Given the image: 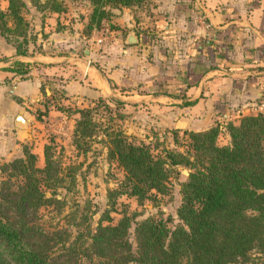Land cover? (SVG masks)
<instances>
[{
  "label": "trees",
  "instance_id": "obj_1",
  "mask_svg": "<svg viewBox=\"0 0 264 264\" xmlns=\"http://www.w3.org/2000/svg\"><path fill=\"white\" fill-rule=\"evenodd\" d=\"M87 1L90 11L82 27L86 35L102 26L110 8L145 0ZM26 2L40 12L64 8V0H6L0 9V35L13 46L14 55L27 54ZM58 73L61 79L82 78L71 66H62ZM0 74L3 81L30 75L27 64L16 59L0 67ZM47 101L42 102L44 109L34 110L36 119L46 114ZM95 101L123 115L146 109L145 103L114 96ZM56 108L78 114L72 142L77 152L86 151L85 137L97 135L100 126L93 106ZM102 129L106 156L120 167L122 179L106 190L108 207L93 227L83 210L63 211L66 201L57 196V189L73 188L74 171L54 153L50 138L42 146L41 166L26 144L21 154L0 164V264H264V108L240 116L238 122L184 130L183 151L164 147L153 152L149 143L133 142L120 129ZM221 129L228 136L223 144L217 142ZM180 164L189 171L179 182L177 222L172 227L168 217L133 220L124 210L112 221L109 212L115 211L116 197L133 196L140 202L165 193L169 170Z\"/></svg>",
  "mask_w": 264,
  "mask_h": 264
},
{
  "label": "crops",
  "instance_id": "obj_2",
  "mask_svg": "<svg viewBox=\"0 0 264 264\" xmlns=\"http://www.w3.org/2000/svg\"><path fill=\"white\" fill-rule=\"evenodd\" d=\"M63 11L35 12L48 19ZM110 11L104 32L88 35L79 29L69 37L64 27L40 20L44 37L35 48L31 38L26 55L12 48L0 59V67L23 61L30 73L0 79V99L8 83L12 93L8 102L0 100V159L21 154L27 142L38 152L32 127L42 120L33 111L44 109L45 98L48 119L66 120L52 102L55 92L75 107L104 96L145 103L137 113L155 133L203 130L264 108V0H145ZM128 33L137 41L128 42ZM64 65L82 78H59ZM17 113L22 126L14 121Z\"/></svg>",
  "mask_w": 264,
  "mask_h": 264
},
{
  "label": "rangeland",
  "instance_id": "obj_3",
  "mask_svg": "<svg viewBox=\"0 0 264 264\" xmlns=\"http://www.w3.org/2000/svg\"><path fill=\"white\" fill-rule=\"evenodd\" d=\"M5 6L6 0H0V9H4ZM78 6L82 7V12L79 11L80 7L78 8ZM63 10V13L65 12L66 14L64 13L62 17L52 14L48 19L47 17L45 19L41 17L43 14L36 13V10L28 2H26V7L24 8V17L28 21L26 37L28 41L31 40V38L34 39L32 43L34 48V44L41 42L42 38L44 37V33L40 29V20L43 22L48 20V24L52 25L53 27H64L67 30V33L71 34L69 37L77 36V30L79 29L82 31V27L87 21L90 6H87L82 0H65ZM102 28L103 26H99L94 30L98 33L104 32L102 31ZM12 48L13 46L9 42H6L0 35V59L8 57ZM10 92L11 87L10 83H8L5 85V88L1 93V102H4V100L8 102L10 100L9 97L12 94ZM51 99L53 100L52 102L55 101L57 103L58 101L59 104L55 103L56 107L67 106L68 108L66 109L71 110L76 105L62 101L57 92L53 93V98ZM87 104V106H93V116L95 119H97L96 121L100 123V126L97 127V135L85 137L84 143L87 146L86 151L80 152L78 150L79 152H77V148L74 147L72 142L74 117H77L78 115L74 111L70 113H67L69 111H64L68 114V116L65 118L66 120H64L59 125L57 124L58 115L51 116L53 120H49L47 114L42 115V125L40 127L33 126L32 133L35 134L33 146L38 150L36 153L37 165L41 166L43 164L42 146L44 143L48 142L50 138L54 147V153L59 156L63 164L73 168L75 177L73 188L70 191H65L63 188L57 189V196L60 195L66 201L63 211L69 209L72 210L76 207L79 211L83 210L87 215V222L89 223L90 227H93L101 211L108 207L105 197L106 190L108 188L112 189L116 187L119 181L122 179V171L120 167L116 165L115 161L106 156L105 140L107 138L106 136L102 135L104 132L102 129L103 126L106 125L114 129H120L121 132L133 142L142 141L149 143L153 152H159L164 147L183 151L185 149V147L182 145L184 143L183 139L186 137L183 131L175 132L176 135L174 134L173 136L172 133L164 130L162 131L161 129H156L157 132L155 133V130L153 131L151 127L148 128L147 124L145 123L146 118L143 115L137 113L136 110H129L130 113L123 115L111 108L105 109L99 101H94L91 105H89V102ZM35 107L36 105L33 104L31 109H35ZM119 110H121V108H119ZM226 120L216 124L221 126ZM238 120L231 121L238 122ZM47 121H49V124H47ZM227 140V133L221 129L217 136V142L219 144H223L226 143ZM26 145H28V142ZM4 161L8 160L0 159V164ZM188 171L189 167L186 165L180 164L173 166V168L169 170L167 191L163 194H156L155 197L144 198L140 202L137 201L133 196L121 195L116 197L114 203L115 211L109 212L112 221H116L120 216L119 211L124 210L133 217V220H139L148 215L168 217V225L172 227V225L177 222L175 209L180 199L178 190L179 182L185 179ZM43 212L47 213L45 210H43ZM59 223L62 224L63 222L59 220ZM133 224L134 223L131 222L129 227L130 240H133Z\"/></svg>",
  "mask_w": 264,
  "mask_h": 264
},
{
  "label": "water",
  "instance_id": "obj_4",
  "mask_svg": "<svg viewBox=\"0 0 264 264\" xmlns=\"http://www.w3.org/2000/svg\"><path fill=\"white\" fill-rule=\"evenodd\" d=\"M126 40L128 42H135L137 41V37H135V35H133L132 33H128ZM14 121L17 125L22 126L24 123V118L21 116L20 113H17L14 117Z\"/></svg>",
  "mask_w": 264,
  "mask_h": 264
}]
</instances>
